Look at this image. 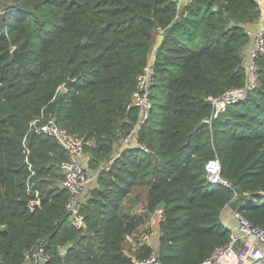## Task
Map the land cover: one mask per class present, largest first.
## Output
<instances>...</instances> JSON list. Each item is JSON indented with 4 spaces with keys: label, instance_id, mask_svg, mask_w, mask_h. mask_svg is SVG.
I'll list each match as a JSON object with an SVG mask.
<instances>
[{
    "label": "trees",
    "instance_id": "trees-1",
    "mask_svg": "<svg viewBox=\"0 0 264 264\" xmlns=\"http://www.w3.org/2000/svg\"><path fill=\"white\" fill-rule=\"evenodd\" d=\"M259 15L255 0H0V264H22L40 242L47 264H138L153 251L162 264H200L229 240L220 214L236 196L207 182L214 156L247 194L237 209L264 228V53L245 97L217 112L208 99L247 83L246 26ZM152 52L150 115L138 135L147 149L114 155ZM49 116L88 141L89 168L107 161L82 230L66 210L65 150L29 130ZM135 186L145 190L142 213L124 206ZM33 190L39 202L24 205ZM160 202L156 248L131 250L126 236Z\"/></svg>",
    "mask_w": 264,
    "mask_h": 264
},
{
    "label": "built area",
    "instance_id": "built-area-1",
    "mask_svg": "<svg viewBox=\"0 0 264 264\" xmlns=\"http://www.w3.org/2000/svg\"><path fill=\"white\" fill-rule=\"evenodd\" d=\"M255 1L260 8L262 0ZM246 33L248 42L244 49L243 64L248 75L247 83L241 88H229L219 96H209L208 99L216 112L224 109L227 104L245 97L248 90L253 89L258 82L257 58L259 54L264 53V25L261 23L258 26L248 24ZM153 60L152 52L147 63L136 77L135 88L128 104V107L134 106L136 108V119L130 130L123 135L114 155L118 151L134 145L147 149L139 142L138 135L142 125L150 115V91L155 76ZM29 130L52 138L65 150L66 158L61 161L60 168L64 177L62 184L70 194L66 202V210L73 227L79 230L84 229L86 221L82 207L96 185L99 170L107 164V161H104L96 169L89 168L87 166L88 151L85 149V144L88 141H85L82 136L67 131L57 123L53 116L44 120L35 118L31 121ZM205 170L206 180L209 184L232 187V182L221 174V163L217 156L207 160ZM32 195L33 197L28 200L30 206L39 202L38 190H33ZM160 211L161 209L157 208L154 213L159 214ZM220 216L222 224L229 231V240L216 246L200 264H264V228L248 220L237 207L232 208L229 204L221 210ZM143 244L156 248V228L153 232L134 230L126 236V245L131 250H137ZM66 250V246L60 247L61 253L64 254ZM41 258L48 260L42 242L25 252L22 264H37ZM138 264L162 263L153 251L147 258L138 261Z\"/></svg>",
    "mask_w": 264,
    "mask_h": 264
},
{
    "label": "rangeland",
    "instance_id": "rangeland-1",
    "mask_svg": "<svg viewBox=\"0 0 264 264\" xmlns=\"http://www.w3.org/2000/svg\"><path fill=\"white\" fill-rule=\"evenodd\" d=\"M180 2H183L180 0ZM154 55V52H153ZM63 89V87H62ZM144 199H145V190L143 187L135 186L132 191H130L128 194L124 197V206L129 212H137L142 213L143 212V205H144ZM158 213H152L149 215V217L144 220L137 228L136 230L139 231H154L156 228L157 222H158Z\"/></svg>",
    "mask_w": 264,
    "mask_h": 264
},
{
    "label": "water",
    "instance_id": "water-1",
    "mask_svg": "<svg viewBox=\"0 0 264 264\" xmlns=\"http://www.w3.org/2000/svg\"><path fill=\"white\" fill-rule=\"evenodd\" d=\"M12 59L16 60V61H20V56H19V53H18V50L16 47H13L12 50ZM72 79H67L63 84H62V87L67 89L69 88L70 84L72 83ZM232 186L236 192V196L232 199V201L230 202V207L232 208H236L238 207L239 203L241 200L245 199L247 194L243 191V189L235 184V183H232ZM21 202L24 204V205H27L28 203V200L27 199H22ZM163 202H160L157 206V208H162L163 207ZM37 264H47V261L44 260L43 258L39 259L38 260V263Z\"/></svg>",
    "mask_w": 264,
    "mask_h": 264
},
{
    "label": "crops",
    "instance_id": "crops-1",
    "mask_svg": "<svg viewBox=\"0 0 264 264\" xmlns=\"http://www.w3.org/2000/svg\"><path fill=\"white\" fill-rule=\"evenodd\" d=\"M181 1H185V0H181ZM260 23L264 25V0H262V5L260 6V15L258 16V18H256L254 21L250 22L249 24L258 26L260 25Z\"/></svg>",
    "mask_w": 264,
    "mask_h": 264
}]
</instances>
